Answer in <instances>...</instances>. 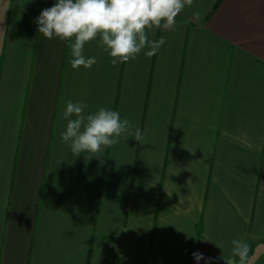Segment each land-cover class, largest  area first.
<instances>
[{
	"label": "crops",
	"instance_id": "crops-1",
	"mask_svg": "<svg viewBox=\"0 0 264 264\" xmlns=\"http://www.w3.org/2000/svg\"><path fill=\"white\" fill-rule=\"evenodd\" d=\"M55 2L0 0V264L232 263L264 236V0H193L155 56L113 67L97 38L78 70L38 32ZM69 101L142 142L73 155Z\"/></svg>",
	"mask_w": 264,
	"mask_h": 264
},
{
	"label": "clouds",
	"instance_id": "clouds-1",
	"mask_svg": "<svg viewBox=\"0 0 264 264\" xmlns=\"http://www.w3.org/2000/svg\"><path fill=\"white\" fill-rule=\"evenodd\" d=\"M192 3L193 0H56L52 7L41 11L36 22L39 34L45 38L58 37L70 43V64L74 70L91 68L97 63L95 57L86 58L83 54L85 45L97 38L99 46L109 54L111 65L116 67L136 59L145 49L146 57L155 56L166 40H150L149 33L153 29L175 31L177 16ZM195 16L200 18L199 13ZM86 108L83 102L69 101L63 112L67 124L61 140L69 145L73 155L88 153L89 159L99 157L106 147L118 144L125 133L142 142L139 127L127 118L122 119L117 111L101 107L85 115ZM130 129L135 131L129 132ZM231 245L238 264H249L250 245L235 238ZM193 257L197 261L206 259L199 252H194ZM210 259H206V264Z\"/></svg>",
	"mask_w": 264,
	"mask_h": 264
},
{
	"label": "rangeland",
	"instance_id": "rangeland-1",
	"mask_svg": "<svg viewBox=\"0 0 264 264\" xmlns=\"http://www.w3.org/2000/svg\"><path fill=\"white\" fill-rule=\"evenodd\" d=\"M247 243L250 245L249 264H264V236L250 239ZM229 264H238V257H236V259Z\"/></svg>",
	"mask_w": 264,
	"mask_h": 264
}]
</instances>
